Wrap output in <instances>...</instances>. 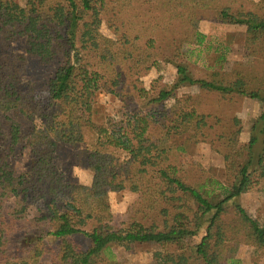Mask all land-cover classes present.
<instances>
[{
	"label": "trees",
	"instance_id": "trees-1",
	"mask_svg": "<svg viewBox=\"0 0 264 264\" xmlns=\"http://www.w3.org/2000/svg\"><path fill=\"white\" fill-rule=\"evenodd\" d=\"M211 7L223 24L246 27L251 67L212 70L205 78L193 75L187 62L191 48L206 39L198 11ZM103 25L111 37L102 33ZM0 27L24 36L28 54L45 64L59 49L64 53L49 82L45 124L23 136L10 121L12 145L24 139L34 162L16 177L0 158V264H100L114 259L115 247L131 250L146 243L164 248L155 256L162 264H240L242 245L264 249V224L240 203L256 186L264 191V0H26L25 6L0 0ZM227 55L219 61L226 62ZM13 59L21 69L11 68L7 75L0 67V105L5 112H24L18 76L25 72L26 57ZM158 59L174 63L177 78L151 92L142 78ZM192 86L262 103L248 151L237 148L238 120L200 112L191 98L156 109ZM99 92L118 100V118L95 128V145L84 156L93 172L91 184L67 182L54 165L57 146L84 141L90 123L84 113L92 114ZM204 143L221 144L224 181L194 179L181 167L182 157ZM120 191L137 199L117 228L110 194ZM10 200L15 204L3 214ZM33 207L40 212L36 221L52 224L45 234L29 226ZM79 234L91 241L86 251L71 241ZM46 237L56 241V250L47 248Z\"/></svg>",
	"mask_w": 264,
	"mask_h": 264
},
{
	"label": "rangeland",
	"instance_id": "rangeland-1",
	"mask_svg": "<svg viewBox=\"0 0 264 264\" xmlns=\"http://www.w3.org/2000/svg\"><path fill=\"white\" fill-rule=\"evenodd\" d=\"M13 1L21 6L26 4V0ZM57 2H64V0H49L50 4ZM198 15L201 19L199 30L206 39L204 44L191 48L192 54L187 62L194 76L205 78L212 70L231 71L249 68L253 65L254 58L245 49V26L223 24L214 7L201 9L198 11ZM13 32L12 29L0 27V67L4 68L0 69L7 75L8 73L12 74L11 68L21 69V66L15 63L13 56L21 54L26 57L25 72L18 76L24 112H5L0 105V158L6 159L10 163L14 175L18 177L31 168L34 158L24 139L18 144L12 145L10 121H14L20 126L23 136L32 127L45 124V117L50 110L49 82L63 63L64 53L59 49L55 59L51 63L45 64L40 58L28 54L26 38L15 36ZM102 33L108 37L112 36L106 25L102 26ZM225 48L228 49L225 50ZM224 52H228L227 61L220 62L219 57ZM166 56H168L167 52L164 53V57ZM176 78L175 64L165 61V59H158L154 62L149 73L142 78V81L146 90L156 92L166 85L173 84ZM187 98L196 102L200 112L217 114L221 116L219 118L222 120L230 122L238 120L237 126L234 127L241 130L237 148L243 153L248 151L250 138L253 134L252 126L263 112V105L258 99L243 96L225 98L216 93L202 92L199 87L192 86L178 90L173 98L156 109L169 108L175 105L178 99L186 100ZM119 107L118 100L113 96L103 92L97 93L92 114L84 113L85 118L90 119V123L84 130V141L76 146L58 144L54 165L65 181L74 184H91L93 172L84 163L85 153L91 151L95 145L97 138L95 128L106 123L109 117L117 119L116 110ZM220 146L210 143L196 146L182 157L181 167L189 169L190 175L195 177L194 179L199 176H208V178L224 181L226 173L223 157L219 153ZM257 147L259 151L262 148L261 144H258ZM200 168L203 170L199 171ZM136 199L137 195L128 191L110 194L115 227L118 228L124 224L126 211ZM240 203L260 225L264 224V191L262 189L256 186L242 197ZM14 204V200L8 201L3 214H6ZM39 213L37 207L30 210L29 216L30 219L34 218L32 219L34 223H29V226L33 231L45 234L52 228V224L36 221L37 216H40ZM92 229L93 225L86 228L87 231ZM198 240L199 238L191 240V245H195ZM71 241L81 251H86L91 246L90 239L84 234L73 236ZM45 243L50 250L57 249V243L51 237H46ZM163 250L164 248L161 246L150 243L136 244L131 250L115 247L113 248L114 259L106 260L100 264H162L161 256L158 258L155 256L161 254ZM237 256L240 264H264V249L254 246L242 245ZM45 261L47 263L51 261L50 254L46 255Z\"/></svg>",
	"mask_w": 264,
	"mask_h": 264
}]
</instances>
